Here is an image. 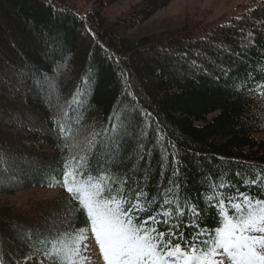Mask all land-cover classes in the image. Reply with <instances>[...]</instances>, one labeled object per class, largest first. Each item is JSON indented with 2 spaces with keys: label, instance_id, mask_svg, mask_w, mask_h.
I'll return each instance as SVG.
<instances>
[{
  "label": "trees",
  "instance_id": "obj_1",
  "mask_svg": "<svg viewBox=\"0 0 264 264\" xmlns=\"http://www.w3.org/2000/svg\"><path fill=\"white\" fill-rule=\"evenodd\" d=\"M171 2L140 0L111 20L100 8L84 14L71 0H0V156L12 177L0 181V196L63 191L0 208V264L49 261L51 245L35 233L51 239L70 231L61 221L75 202L47 178L60 179L64 161L84 155L78 145L112 117L127 135L118 155L105 161L101 153L91 167L106 169L116 191L127 178L129 197L141 189L155 198L153 209L166 189L197 204L199 221L181 218L185 239L195 231L185 223L216 226L209 197L239 189L264 199V0H244L240 15L212 26L138 39L120 33L122 22L148 20ZM40 73L52 78L50 89L33 83ZM61 123L70 136L58 132ZM85 226L80 215L74 227Z\"/></svg>",
  "mask_w": 264,
  "mask_h": 264
},
{
  "label": "snow or ice",
  "instance_id": "obj_2",
  "mask_svg": "<svg viewBox=\"0 0 264 264\" xmlns=\"http://www.w3.org/2000/svg\"><path fill=\"white\" fill-rule=\"evenodd\" d=\"M40 75L43 79L35 78L33 83L41 90L50 89L52 78ZM256 87L261 85L256 84ZM115 120L116 117L110 118L109 127L103 132L85 137L78 145L85 154L72 156L71 162L66 159L60 179L47 178L48 186H63L69 193L70 203L75 202L71 215L61 221L70 231L52 232L51 239L35 233L42 236V244L51 245L52 250L44 253L50 264H88L89 258L83 255L87 246L82 249L81 244L88 238L89 231L105 264H264V199L239 189H235L234 195L225 196L220 192L209 197L208 205L215 210L216 226L210 229L202 228L199 223H185L184 227L195 229L190 238L185 239L184 233L179 232L181 218L191 214L194 221H199L202 215L199 206L190 204L187 197L180 203L178 194L166 189L153 209L155 198L149 197L147 192L138 189L129 197L124 190L127 178L118 191L114 190L107 170L96 172L90 159L103 153L107 161L119 154L123 142L121 133L127 135V129L123 124L118 126ZM65 123L59 124L58 132L70 136L71 130ZM94 148L97 150L93 151ZM7 163V158L0 156V181L5 176L12 179L7 175ZM219 187L223 189L224 185ZM140 213L150 214L140 219ZM80 215L84 216L86 226L77 230L74 224ZM159 226H164V230ZM27 231L32 233L31 229Z\"/></svg>",
  "mask_w": 264,
  "mask_h": 264
},
{
  "label": "rangeland",
  "instance_id": "obj_3",
  "mask_svg": "<svg viewBox=\"0 0 264 264\" xmlns=\"http://www.w3.org/2000/svg\"><path fill=\"white\" fill-rule=\"evenodd\" d=\"M105 1V0H103ZM140 0H117L109 6H102L101 0H71L84 14L94 8L100 10L111 20H118L119 17L129 11L135 3ZM244 0H172V2L157 11L148 20L137 16L129 18L128 22L119 24V31L125 37L131 39L144 38L152 34L163 32L179 31L187 26L204 25L212 26L220 23L221 17L238 16L242 9L237 6ZM140 21H138V20ZM60 189L35 188L25 190L13 195L0 196V208L24 207L30 198H52L62 194ZM87 239L81 244V248L87 246L83 255L89 258L88 264H105L99 246L96 244L94 235L87 232ZM24 264H50L44 259L33 258Z\"/></svg>",
  "mask_w": 264,
  "mask_h": 264
}]
</instances>
